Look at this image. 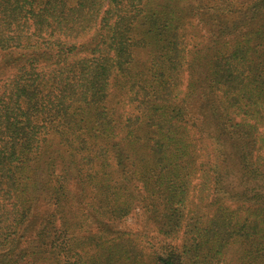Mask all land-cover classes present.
Here are the masks:
<instances>
[{"label":"trees","instance_id":"trees-1","mask_svg":"<svg viewBox=\"0 0 264 264\" xmlns=\"http://www.w3.org/2000/svg\"><path fill=\"white\" fill-rule=\"evenodd\" d=\"M0 264H264V0H0Z\"/></svg>","mask_w":264,"mask_h":264},{"label":"rangeland","instance_id":"rangeland-1","mask_svg":"<svg viewBox=\"0 0 264 264\" xmlns=\"http://www.w3.org/2000/svg\"><path fill=\"white\" fill-rule=\"evenodd\" d=\"M150 227V226H149ZM119 228L122 230L125 229H135V230H142L145 229V217L141 211L137 210L133 213L131 217L124 220L119 224ZM150 235H154V231H149Z\"/></svg>","mask_w":264,"mask_h":264}]
</instances>
